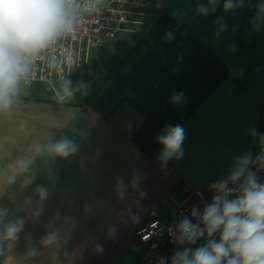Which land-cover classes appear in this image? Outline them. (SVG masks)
I'll return each instance as SVG.
<instances>
[{"label": "crops", "instance_id": "1", "mask_svg": "<svg viewBox=\"0 0 264 264\" xmlns=\"http://www.w3.org/2000/svg\"><path fill=\"white\" fill-rule=\"evenodd\" d=\"M198 2L165 0L163 8L134 16L135 32L126 28L95 46L105 57L101 72L86 81L70 78L86 85L85 94L61 104L56 92L63 82H34L11 111L0 112V208H9L8 219L27 221L0 264H141L152 250L137 230L152 218L164 225L174 219L165 201L210 202L209 185L225 177L233 158L260 150L248 133L253 127L264 133V31H250V4L230 14L221 6L192 20ZM221 15L228 28L216 38L213 21ZM170 30L175 38L169 41ZM178 92L184 103L174 105ZM166 125H182L186 138L182 158L164 166L156 140ZM64 136L80 144L75 155L36 159L28 188L22 179L6 183L9 166L31 156L33 143ZM133 176L143 177L136 188ZM120 178L127 185L123 198L115 188ZM39 185L49 189L42 202ZM38 207L41 214L33 217ZM49 231L59 239L42 246ZM155 240L162 250L176 246L167 235ZM174 253L163 256L170 260Z\"/></svg>", "mask_w": 264, "mask_h": 264}, {"label": "clouds", "instance_id": "2", "mask_svg": "<svg viewBox=\"0 0 264 264\" xmlns=\"http://www.w3.org/2000/svg\"><path fill=\"white\" fill-rule=\"evenodd\" d=\"M102 3L103 0H0V112L13 109L24 88L34 79L37 61L46 59L51 67H60L61 62L50 54L61 41L74 36L91 15L98 13ZM248 4L253 9L250 31H264V0H199L191 19L213 16L221 6L224 14L235 13ZM213 24L216 38L228 28L225 15L217 16ZM174 38L173 31L165 33L164 39ZM229 51H235L234 44L229 46ZM77 92L85 94L86 85L64 79L56 92L58 103L71 101ZM170 102L174 105L184 103V94L174 93ZM248 134L260 150L235 156L225 177L209 185L213 193L211 201L203 209L194 205L190 214L174 226L172 234L180 247L170 264H264V180L259 175L264 172V133L253 127ZM185 138L182 125L165 126L156 140L161 146L159 160L162 165L182 158ZM79 148L78 141L67 136L44 145L33 143L31 156H20L9 166L6 183L15 185L22 179L28 188L35 179V175L29 173L36 159L43 157L48 163L67 159ZM141 179L143 177L133 176L131 186L138 187ZM115 188L123 198L127 188L123 178L117 180ZM35 191L39 201L48 198V187L39 185ZM27 202L31 204V198ZM41 211L39 207L34 208L31 215L38 217ZM9 214V208H0V222L3 223L0 255L5 254L6 245L10 248L18 241L27 222L22 216L8 219ZM58 239V231H49L42 237L41 244L48 246ZM201 240L203 243H198ZM192 245L198 246L193 248ZM36 250L29 249L28 254ZM161 264L169 262L161 260Z\"/></svg>", "mask_w": 264, "mask_h": 264}, {"label": "built area", "instance_id": "3", "mask_svg": "<svg viewBox=\"0 0 264 264\" xmlns=\"http://www.w3.org/2000/svg\"><path fill=\"white\" fill-rule=\"evenodd\" d=\"M165 0H103L100 11L91 15L81 29L72 37L61 41L60 45L50 54L61 62L60 67H51L48 60L37 61L34 68V82L55 83L69 77L84 61L83 55H87L90 47L98 46L106 40L115 37L131 23L134 16L147 8L161 9ZM264 180V172L260 173ZM174 219L164 225L161 219L152 218L145 222L137 230V237L141 242L150 243L152 251L159 249L160 242L155 240L161 235H167L169 243L177 242L172 234V229L179 220L189 215L190 205H180L171 201H165ZM208 203V202H207ZM204 204L198 205L203 209ZM198 243H203L201 240ZM198 246V245H197ZM161 260H167L165 256L156 257L155 264H161ZM170 264V260H167Z\"/></svg>", "mask_w": 264, "mask_h": 264}, {"label": "rangeland", "instance_id": "4", "mask_svg": "<svg viewBox=\"0 0 264 264\" xmlns=\"http://www.w3.org/2000/svg\"><path fill=\"white\" fill-rule=\"evenodd\" d=\"M126 28L128 30L130 29L131 33H133L137 30L138 27L137 24L135 23H128L125 29ZM97 49L98 48H95V46L90 47L87 52V55L82 56L84 58L83 63L72 72V74L74 73L73 75L70 74L69 77L67 78H72V76L76 75L75 79H77L78 81L80 80L86 81L94 78L99 72H101V69L103 68L102 64L105 57L103 53L100 52L99 49L98 50ZM108 58H111V56H109ZM63 81H56L55 83H60ZM147 264H150V262H148Z\"/></svg>", "mask_w": 264, "mask_h": 264}, {"label": "water", "instance_id": "5", "mask_svg": "<svg viewBox=\"0 0 264 264\" xmlns=\"http://www.w3.org/2000/svg\"><path fill=\"white\" fill-rule=\"evenodd\" d=\"M180 247L178 244L172 249L169 250H162V249H157L155 251H150L145 257L142 258L141 264H145L147 261L152 260L153 258L159 256V255H166L172 252H176V250Z\"/></svg>", "mask_w": 264, "mask_h": 264}]
</instances>
